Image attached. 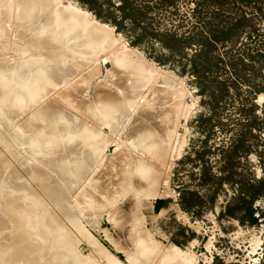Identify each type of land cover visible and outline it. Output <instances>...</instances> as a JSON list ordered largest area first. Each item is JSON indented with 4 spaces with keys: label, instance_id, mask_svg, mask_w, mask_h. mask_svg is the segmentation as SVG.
<instances>
[{
    "label": "rangeland",
    "instance_id": "rangeland-1",
    "mask_svg": "<svg viewBox=\"0 0 264 264\" xmlns=\"http://www.w3.org/2000/svg\"><path fill=\"white\" fill-rule=\"evenodd\" d=\"M0 72L1 262L264 264V0H0Z\"/></svg>",
    "mask_w": 264,
    "mask_h": 264
},
{
    "label": "bare ground",
    "instance_id": "bare-ground-1",
    "mask_svg": "<svg viewBox=\"0 0 264 264\" xmlns=\"http://www.w3.org/2000/svg\"><path fill=\"white\" fill-rule=\"evenodd\" d=\"M25 1H26V0H25ZM47 1H48V0H47ZM46 5H47V7H50V6H51L53 9H57V10H59V12H60L61 9L64 10L66 13L61 14V15H60V18H65V19L67 18V19L69 20V22H70V21H71V22H74L77 18L73 20L72 17L75 18L76 14H79V11H78V10H76V9H74V8H71V7H69L68 5H61L60 8H58V7L55 8L53 5H51L50 2L47 3ZM45 11H46V10H45ZM51 11H52V10H51ZM53 11H55V10H53ZM55 12H57V11H55ZM55 12H54V13H55ZM44 13H45V12H44ZM47 13H48V12H47ZM56 15H57V14H56ZM48 16H49V15H48ZM48 16H47V20L49 19ZM50 17H52V16L50 15ZM43 18H44V16H43ZM50 19H51V18H50ZM50 19H49V20H50ZM44 21H45V19H44ZM55 21H56V20H55ZM75 22H77V21H75ZM49 23H50V22H49ZM81 23H82V22H81ZM69 24H71V23H69ZM72 24H73V23H72ZM76 24H77V23H76ZM73 25H74V24H73ZM70 26H71V25H70ZM72 27H73V26H72ZM76 27H78V26L76 25ZM76 27H73V28H76ZM76 29H77V28H76ZM72 30H73V29H72ZM85 30H86V29H85ZM60 31H61V30H60ZM67 31H68V30H67ZM78 31H79V30H78ZM80 31H81V30H80ZM86 31H87V30H86ZM27 32H28V31H27ZM95 32H96V31H95ZM29 33H30V32H29ZM64 33H65V32H64ZM66 33H67V32H66ZM24 34H25V33H24ZM31 34H32V33H31ZM25 35H26V34H25ZM67 35H68V34H67ZM71 36H72V35H71ZM71 36H70V37H71ZM88 36H89V35H88ZM20 37L22 38V35H20ZM25 37H27V36H25ZM57 37H58V36H57ZM95 37H96V36H95ZM59 38H60V37H59ZM67 38H68V37H67ZM76 38H77V37H76ZM86 39H87V38H86ZM102 39H103V38H102ZM34 40H35V39H34ZM32 41H33V40L31 39L30 42H32ZM69 41H71V40H69ZM69 41H68V42H69ZM83 41H84V40H83ZM33 42H34V41H33ZM89 42H90V41H89ZM27 43H28V41H27ZM34 43L36 44V42H34ZM61 43H62V41H61ZM81 43H82V42H81ZM86 43H87V42H86ZM86 43H84V45L82 44V51H86V50H87V46H88V45H87ZM23 44H24V43H23ZM78 44H79V43H78ZM32 45H33V44H32ZM64 45H65V44H64ZM76 45H77V44H76ZM86 45H87V46H86ZM18 46H19V45H18ZM21 46H22V45H21ZM34 46H35V45H34ZM68 46H70V45L68 44ZM73 46H74V44H73ZM70 47H71V46H70ZM75 47H76V46H75ZM18 48H19V47H18ZM22 48H24V47H22ZM57 49H58V48H57ZM79 49H80V48H79ZM68 51H69V50H68ZM71 51H73V50H71ZM77 51H78V50H77ZM82 51H81V52H82ZM76 53H77V52H76ZM84 54H85V53H84ZM118 57H119V55H118ZM122 57H123V56H122ZM49 58H50V57H49ZM120 58H121V54H120ZM45 60H46V59H45ZM51 60H52V59H51ZM41 61H42V60H41ZM43 61H44V60H43ZM59 61H60V60H59ZM61 61H62V60H61ZM74 61H75V60H74ZM74 61H73V62H74ZM116 61H117V60H116ZM116 61H113V62L116 63ZM111 62H112V61H111ZM111 62H110V63H111ZM113 62H112V63H113ZM118 62H119V61H118ZM118 62H117V64H118ZM120 62H121V61H120ZM56 63H57V62H56ZM58 63H59V62H58ZM58 63H57V64H58ZM66 63H67V62H66ZM47 67H48V66H47ZM62 67H63V65H62ZM54 68H55V69H54ZM64 68H65V67H64ZM70 68H71V67H70ZM109 68H110V67H109ZM43 69H44V68H43ZM48 69H49V70H48ZM48 69L46 70V68H45V69H44V72H45V70H46V72L49 71L50 74H51V73H52V74L54 73L55 75H56V74H61V76H64V77H65V75H63V74H64V71H62V69H60L58 65H57V66H54V67H52V68H48ZM57 69L60 70V71H58ZM50 70H51V72H50ZM72 70H73V69H72ZM87 70H89V69H87ZM93 70H94V69H93ZM57 71H58V72H57ZM66 71H67V70H66ZM69 71H70V70H69ZM98 71H99V70H98ZM46 72H45V73H46ZM67 72H68V71H67ZM67 72H66V73H67ZM70 72H71V71H70ZM73 72H74V71H73ZM0 73H1V72H0ZM68 75H69V73H68ZM47 76L50 77V75H47ZM47 76L45 75L43 78H44V79H45V77H46V79L49 78V77H47ZM57 76L60 77V75H57ZM0 77H1V79H2L3 77H5V79H6L7 75H6V76H5V75L3 76V74H2V76H0ZM36 77H37V76H35V77L33 76V78H36ZM54 77H55V76H54ZM66 77H67V76H66ZM8 78H9V77H8ZM62 78H63V77H62ZM35 80H36V79H35ZM39 80H40V78H39ZM42 80H43V79H41V82L46 81V80H44V81H42ZM30 81H32V80H30ZM33 82H34V80H33ZM33 82H29V83L26 84L25 86H28V85H29V87H30V84H31V87H30V88H31V89H34L33 87H35L37 84L34 82V85H35V86H34V85L32 86ZM39 82H40V81H39ZM37 83H38V82H37ZM45 83H46V82H45ZM38 84L40 85V83H38ZM42 84H43V83H42ZM53 84H54V83H53ZM133 84H134V83H133ZM54 86H55V85H54ZM135 86H136V85H135ZM27 88H28V87H27ZM37 88H38V87H37ZM37 88L35 87V89H37ZM151 88H152V87H151ZM149 89H150V88H149ZM152 89H153V88H152ZM160 89H161V88H160ZM158 90H159V89H158ZM38 91H39V90H38ZM29 92H31V91H29ZM33 92H34V91H32V93H33ZM39 92H40V91H39ZM4 93H6V91H5ZM32 93H30V96H31ZM35 93H36V91H35ZM35 93H34V94H35ZM18 94H19V93H18ZM152 94H153V93H152ZM185 94H186V93H185ZM38 95H40V94H38ZM2 96H4V95H2ZM32 96H33V95H32ZM32 96H31V97H32ZM34 96H35V95H34ZM110 97H111V96H110ZM26 98H27V97H26ZM37 98H38V97H37ZM28 99H29V98H28ZM1 100H3V98H2ZM22 100H23V98H22ZM37 100H38V99H37ZM111 100H112V99H111ZM131 100H132V99H131ZM188 100H189V97H188ZM12 101H13V100H12ZM20 101H21V100H20ZM20 101H19V102H20ZM34 101H35V100H34ZM38 101H39V100H38ZM146 101H147V100H146ZM16 102H17V101H16ZM28 102H29V101H28ZM32 102H33V101H32ZM136 102H137V101H136ZM0 103H1V102H0ZM14 103H15V102H14ZM20 103L22 104V102H20ZM20 103H19V104H20ZM54 103H55V101H54ZM56 103H57V102H56ZM112 103H113V106H112V107H113L116 111H118V110L121 109V110H120V111H121V114H122V111L125 110V108L123 109V107H124L125 105H127V104H125V105L123 104L124 106H122L121 102H118V101H116L115 99L112 100ZM129 103H130V102H129ZM2 104H3V103H2ZM131 104H132V101H131ZM131 104H130L129 106H131ZM133 104H134V102H133ZM150 104H151V103H150ZM0 105H1V104H0ZM15 105H16V103H15ZM55 105H56V104H55ZM1 106L4 107L3 105H1ZM11 106H12V105H11ZM24 106H25V105H24ZM27 106H28V105H27ZM129 106H128V107L126 106V107L129 109ZM132 106H133V105H132ZM2 107H0V108H1L0 110H2ZM21 107H22V106H21ZM149 107H150V106H149ZM37 108H38V107H37ZM151 108H152V106H151ZM4 109H6V108H3V110H4ZM122 109H123V110H122ZM139 109H140V108H139ZM7 110H8V109H7ZM10 110H11V109H10ZM10 110H9V111H10ZM33 110H34V109H33ZM50 110H52V109H50ZM141 110H142V109H141ZM9 111H7V112L10 114ZM35 111H37L36 108H35ZM127 111H128V110H127ZM3 112H4V111H3ZM7 112H6V113H7ZM37 112H38V114H39V111H37ZM37 112H35V114H36ZM40 112H42L43 114L45 113V114L47 115V113H48V109L46 110L45 108H44V109L41 108V111H40ZM51 112H52V111H51ZM0 113H2V111H1ZM4 113H5V112H4ZM4 113H2V116H3ZM42 113H41V114H42ZM58 113H59V112H58ZM61 113H62V112H61ZM61 113H60V114H61ZM166 113H167V112H166ZM9 114L4 115V116H8V117H6L5 119H8V118H9V116H10ZM55 114H56V113H55ZM121 114H120V115H121ZM0 115H1V114H0ZM11 115H12V114H11ZM56 115H57V114H56ZM124 115H125V114H124ZM2 116H1V117H2ZM4 116H3V117H4ZM34 116H36V115H34ZM60 116H61V115H60ZM74 116H75V115H74ZM167 116H168V115H167ZM167 116H166V117H167ZM3 117H2L1 119H4ZM117 117H118V116H117ZM124 117H125V116H124ZM171 117H172V116H171ZM75 118H76V117H75ZM118 118H119V117H118ZM120 119H121V118H120ZM120 119H119V120H120ZM178 119H179V118H178ZM81 120H82V119H81ZM121 120H122V119H121ZM121 120H120V121H121ZM75 121H77V120H75ZM183 121H185V120H183V118H182V119H181V124H183ZM1 122H2V121H1ZM3 122H5V121L3 120ZM114 122H115V120H114ZM164 123L167 124L168 122L166 123L165 121H163V124H164ZM174 123H175V122H174ZM7 124H8V120H7ZM176 124H177V123H176ZM1 125H2V123H1ZM5 125H6V124H5ZM120 125H121V124H120ZM169 125H170V124H169ZM178 125H179V124H178ZM12 126H13V125H12ZM8 127H9V126H8ZM18 127H20V126H18ZM119 127H120V126H119ZM121 127H122V126H121ZM168 127H169V126H168ZM22 128H23V127H22ZM113 128H114V127H113ZM146 128H147V127H146ZM150 128H151V127H150ZM152 128H153V130L156 129V127H155V128L152 127ZM165 128H166V126L164 127V131H167V130H165ZM177 128H178V127H177ZM7 129H8V128H7ZM127 129H128V128H127ZM143 129H144V127H141V128H139V129L136 128V129H135V130H136L135 132H139L140 130H141V132H142V131L144 132ZM13 130H14V129H13ZM15 130H16V129H15ZM146 130H150V129H146ZM153 130H150V131L153 132ZM21 131H22V130H21ZM122 131H124V130H122ZM133 131H134V130H133ZM154 131H155V130H154ZM179 131H180V129H179ZM135 132H134V133H135ZM13 133H14V132H13ZM18 133H19V130H18ZM20 133H21V132H20ZM93 133H94V132H93ZM125 133H126V132H125ZM144 133H145V134H142V135H145L146 139H147V136H148L149 134L151 135L150 132H149V134H148L146 131H145ZM129 134H130V133H129ZM146 134H148V135H146ZM125 135H126V134H125ZM137 135H138V134H137ZM167 135H168V136H167ZM172 135H174V133H172V132L170 131V133L166 134V137H163V139H164V141H162L163 143L161 142L162 144H160V142H159V145H161L163 148H161L159 145H157V144H158L157 142H156L157 144H156V143H153V142H155V140H154V141L151 140L150 142L153 141L152 144H155V145L159 146V148L156 147L158 150H157V149L155 150V148H154L152 152H154V150H155V152L158 151L159 153L157 152V155H158V154L160 155V153H161L160 151H162V152H163V151H166V150L168 149V147H169L168 145H171V144H172V141H171V140H172L171 138H173ZM13 136H14V135H13ZM139 136H141V135H139ZM139 136H138V138H140ZM164 136H165V134H164ZM16 137H17V140H18V137H20V135L17 134ZM36 137H37V136H36ZM36 137H35V138H36ZM120 137H121V136H120ZM123 137H124V136H123ZM141 137L143 138V136H141ZM156 137H157V136H156ZM148 138H151V137H148ZM154 138H155V137H154ZM159 138H160V137H159ZM30 139H31V138H30ZM152 139H153V138H152ZM137 140H138V139H137ZM140 140H141V139H140ZM142 140H143V139H142ZM156 140H157V139H156ZM158 140H159V139H158ZM15 141H16V140H15ZM107 141H108V140H107ZM138 141H139V140H138ZM170 141H171V144H169ZM141 142H142V141H141ZM141 142H140V144H141ZM148 142H149V141H148ZM33 143H34V142H33ZM107 145H108V144H107ZM147 145H148V144H147ZM46 146H47V145H46ZM46 146H45V147H46ZM148 146H150V145H148ZM148 146H147V147H148ZM164 146H165V147H164ZM41 147H42V146H41ZM49 147H50V146H49ZM134 147H135V146H134ZM152 147H153V146H152ZM75 148H76V147H75ZM148 148H149V147H148ZM148 148H147V150H148ZM170 148H171V146H170ZM80 150H81V149H80ZM149 150H152V149L150 148ZM150 152H151V151H150ZM150 152H149V154H150ZM155 152H154V155H155V156H152V155H153V153H152L151 156L149 155L150 157H148V159H150L151 157L155 159V158L157 157ZM172 152L174 153L173 150H172ZM172 152H171V153H172ZM134 153H135V152H134ZM145 153H146V152H145ZM163 153H164V152H163ZM163 153H162V154H163ZM87 154H88V153H87ZM102 154H103V153H102ZM141 154H143V153H141ZM147 154H148V153H147ZM162 154H161V157H160V158L163 157ZM165 154H166V153H165ZM165 154H164V155H165ZM100 155H101V154H100ZM98 156H99V155H98ZM138 156H140V155H138ZM134 157H135V156H134ZM143 157L145 158V156H143ZM165 157H166V155H165ZM165 157H164V158H165ZM93 158H94V157H93ZM98 158H99V157H98ZM137 158H140V157H137ZM137 158H135V161L137 160ZM144 158H140V159H143V160H140V159H139V161H144V160L146 161V158H145V159H144ZM152 158H151V160H150L151 163H152V161H155V160H152ZM157 158H158V157H157ZM148 159H147V160H148ZM158 159H159V158H158ZM158 159H157V160H158ZM171 159H172V158H171ZM47 160H48V159H47ZM94 160H95V159H94ZM98 160H99V159H98ZM159 160H160V159H159ZM165 160H166V159H165ZM111 161H112V160H111ZM139 161H138V163H139ZM145 161H144V164H145ZM160 161H161V160H160ZM113 162H114V161H113ZM155 162H157V161H155ZM93 163H94V162H93ZM148 163H149V162H148ZM153 163H154V162H153ZM153 163H152V164H153ZM157 163H158V162H157ZM160 163H161V162H160ZM164 163H165V162H164ZM169 163H170V162H169ZM136 164H137V163H136ZM139 164H140V163H139ZM139 164H137V168L139 167ZM142 164H143V162H142ZM146 164H147V161H146ZM149 164H150V163H149ZM170 164H171V163H170ZM158 165H160V164H158ZM158 165L155 164V165H154V168H156V166H158ZM162 165L164 166L163 163H162ZM166 165H167V164H166ZM76 166H77V165H76ZM76 166H75V167H76ZM140 166H142V165L140 164ZM149 166H150V168H151L153 165L151 166V164H150ZM160 166H161V165H160ZM163 166H161L162 168H160V167L158 166L156 169H154L153 167H152L153 169H150V168H149L151 171L146 170V172L148 171V172L146 173V175L143 174V175H145V176L143 177V180H146V181H144V183L146 184V182H147V184H148L149 182H150V183L153 182L152 179H155V178L157 177V175H158V178H159V176H160L159 172H161V175H163V173H162L163 170H164ZM88 167H89V166H88ZM90 167H91V166H90ZM147 167H148V166H147ZM147 167H144L143 170H145V168H147ZM164 167H165V166H164ZM140 168H143V167H140ZM140 168H139V169H140ZM75 169H76V168H75ZM77 169H78V168H77ZM87 169H88V168H87ZM134 169H135V168H134ZM147 169H148V168H147ZM157 169H161L162 171H161V170H160V171H157ZM78 170H80V169H78ZM83 170H84V169H83ZM137 170H138V169H137ZM81 171H82V170H81ZM79 172H80V171H79ZM82 172H84V171H82ZM141 172H142V171H141ZM144 172H145V171H144ZM144 172H143V173H144ZM80 173H81V172H80ZM88 173H89V172H88ZM135 173H136V172H135ZM91 174H92V172H91ZM76 176H77V174H76ZM78 176H79V175H78ZM85 176H86V175H85ZM88 176H89V175H88ZM139 177H140V176H139ZM82 178H83V177H82ZM87 178H88V177H87ZM87 178H86V179H87ZM160 178H161V177H160ZM90 179H91V178H90ZM92 179H93V178H92ZM141 179H142V178H141ZM156 179H157V178H156ZM82 180H83V179H82ZM143 180H139V181H142V182H143ZM160 180H161V179H160ZM72 181H73V180H72ZM74 181H75V180H74ZM78 181H79V180H78ZM154 181H155V180H154ZM157 181H158V183H159V179H158ZM157 181H156V183H157ZM80 182H81V180H80ZM80 182H79V183H80ZM92 182H93V180H92ZM160 182H161V181H160ZM74 183H75V182H74ZM74 183L72 182V184H74ZM76 183H77V182H76ZM153 183H154V182H153ZM156 183H155V185H156ZM140 184H141V183H140ZM142 184H143V183H142ZM145 184H144V185H145ZM148 185L151 186V184H148ZM148 185H147V186H148ZM152 186H153V185H152ZM72 187H73V186H72ZM95 187H96V186H95ZM138 187H139V186H138ZM153 187H154V186H153ZM153 187H152V188H153ZM90 188H91V187H90ZM92 188H94V187H92ZM145 188H146V185H145ZM145 188H144V190H146ZM152 188H151V189H152ZM95 189H96V188H95ZM137 189H139V188H137ZM153 190H154V189H152V191H153ZM148 191H149V188H148ZM150 191H151V190H150ZM154 191H155V190H154ZM162 191H163V190H162ZM86 193H87V192H86ZM134 194H135V193H134ZM90 196H91V195H90ZM92 196H93V195H92ZM82 199H83V198H82ZM92 200H93V199H92ZM67 201H68V200H67ZM69 201H70V200H69ZM81 201H84V203H83V202H82V203H83L84 205H86V203H85V202H86L85 199H84V200H81ZM88 201H89V200H88ZM71 203H72V202H71ZM76 204H78V202H77ZM87 204H88V203H87ZM72 205H73V204H72ZM80 205H81V204H80ZM80 205H79V206H80ZM69 206H70V203H69ZM82 206H83V205H82ZM92 206H93V205H92ZM72 207H73V206H72ZM75 207H76V206H75ZM87 207H88V206H87ZM87 207H86V208H87ZM81 208H82V207H81ZM91 208H92V207H91ZM13 209H14V210H12V211H13L14 215H15V216H18V217H19V216L21 217V209L14 208V207H13ZM73 209H74V208H73ZM84 209H85V208H83V210H84ZM78 210H79V208H78ZM76 213H77V212H76ZM73 218L76 219L77 217H76V218L73 217ZM73 218H72V220H73ZM10 220H11V219H10ZM76 221L79 222V223H81V221H79V220H77V219H76ZM17 223H18V225H20V227L22 228V230H24V229H25V226H26L27 228H30V229H32V230H35L34 232H36L38 229H40V227H41V225H42V224H41V221H38V219L34 218V215H27V216L21 218V220H19ZM79 223H78V224H79ZM70 224H71V223H70ZM76 224H77V223H75V226H76ZM82 224H83V223H82ZM71 225H72V224H71ZM73 225H74V224H73ZM84 225H85V224H84ZM84 225H83V227H84ZM76 227H81V225H80V226H76ZM83 227H82V229L80 228V230H83V229L85 228V227H84V228H83ZM76 229H78V228H76ZM84 230H85V229H84ZM26 231H27V230H26ZM78 231H79V230H78ZM85 232H86V230H85ZM81 233H83V232L81 231ZM86 233L90 234L89 231H87ZM86 233H85V234H86ZM7 234H8V233H7ZM83 234H84V233H83ZM85 234H84V236L87 237V234H86V235H85ZM91 237H92V236H91ZM87 238H88V237H87ZM94 238H95V237H94ZM88 239H89V238H88ZM91 239H92V238H91ZM89 240H90V239H89ZM92 240H93V239H92ZM90 241H91V240H90ZM92 242H93V241H92ZM94 242H95V241H94ZM139 242H140V241H139ZM139 242H138V243H139ZM154 242H155V241H154ZM157 242H158V241H157ZM70 243H71V242H70ZM95 243L98 244L97 242H95ZM150 243L153 244L151 241H150ZM155 243H156V242H155ZM155 243H154V244H155ZM99 244H100V243H99ZM140 244H141V242H140ZM1 245H2V244H1ZM70 245H71V244H70ZM88 245H90V244H88ZM23 246H24V245H23ZM101 246H102V245H101ZM21 247H22V246H21ZM97 247H98V245H97ZM9 248H10V247H9ZM102 248H103V247H102ZM104 248H105V247H104ZM10 249H11V248H10ZM27 249H28V248H27ZM99 249H100V247H99ZM13 250H14V249H13ZM103 250H105V249H103ZM5 253H8V252H5ZM160 253H161V252H160ZM43 254H44V253H42V252L40 251V252L37 254V256H38V257H37V260L40 259V258L42 257ZM108 254H109V253H108ZM158 254H159V253H158ZM162 254H163V253H162ZM11 255H12V254H11ZM110 255H111V254H110ZM164 256H165V255H164ZM171 256H172V255H171ZM6 257H8V256H6ZM6 257H4V258L6 259ZM112 257H113V255H112ZM0 258H1V257H0ZM0 260H1V259H0ZM2 260H3V259H2ZM110 260H111V259H110ZM112 260H113V259H112ZM168 260H169V259H168ZM81 261H82V260H81ZM62 262H63V261H62ZM62 262H61V263H62ZM65 262H66V261H65ZM111 262H114V260L111 261ZM7 263H8V262H7ZM80 263H81V262H80ZM0 264H5V260H3V262L0 261ZM29 264H30V263H29ZM32 264H33V263H32Z\"/></svg>",
    "mask_w": 264,
    "mask_h": 264
},
{
    "label": "trees",
    "instance_id": "trees-1",
    "mask_svg": "<svg viewBox=\"0 0 264 264\" xmlns=\"http://www.w3.org/2000/svg\"><path fill=\"white\" fill-rule=\"evenodd\" d=\"M155 210H158V206L155 204Z\"/></svg>",
    "mask_w": 264,
    "mask_h": 264
},
{
    "label": "crops",
    "instance_id": "crops-1",
    "mask_svg": "<svg viewBox=\"0 0 264 264\" xmlns=\"http://www.w3.org/2000/svg\"><path fill=\"white\" fill-rule=\"evenodd\" d=\"M160 210H162V208Z\"/></svg>",
    "mask_w": 264,
    "mask_h": 264
},
{
    "label": "water",
    "instance_id": "water-1",
    "mask_svg": "<svg viewBox=\"0 0 264 264\" xmlns=\"http://www.w3.org/2000/svg\"><path fill=\"white\" fill-rule=\"evenodd\" d=\"M181 131V130H180Z\"/></svg>",
    "mask_w": 264,
    "mask_h": 264
}]
</instances>
